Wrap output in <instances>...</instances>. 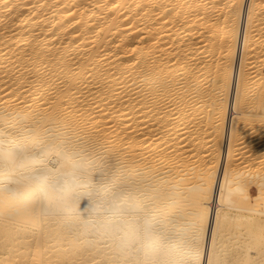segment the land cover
<instances>
[{
	"label": "bare ground",
	"instance_id": "bare-ground-1",
	"mask_svg": "<svg viewBox=\"0 0 264 264\" xmlns=\"http://www.w3.org/2000/svg\"><path fill=\"white\" fill-rule=\"evenodd\" d=\"M0 264H264V0H0Z\"/></svg>",
	"mask_w": 264,
	"mask_h": 264
}]
</instances>
